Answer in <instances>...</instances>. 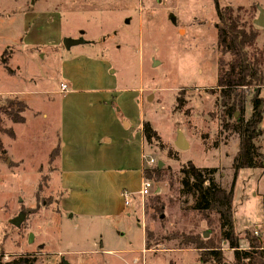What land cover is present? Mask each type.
<instances>
[{
	"label": "rangeland",
	"instance_id": "obj_1",
	"mask_svg": "<svg viewBox=\"0 0 264 264\" xmlns=\"http://www.w3.org/2000/svg\"><path fill=\"white\" fill-rule=\"evenodd\" d=\"M218 1L243 7L244 21L258 16V6L264 12V0ZM216 21L212 0H0L4 260L28 254L35 264H215L202 262L197 250L182 243L183 234L210 238L230 264L232 251L220 238L216 216L200 214L190 196L179 194V169L188 161L216 168L215 181L232 187L240 247L247 245L246 230L256 228L264 241V167L234 175L239 136L222 127L218 89L208 92L216 87L218 58L227 59L217 48ZM258 28L256 44L264 48V26ZM64 38L84 42L67 47ZM61 82L68 86L63 95ZM178 97L182 106L176 110ZM250 111L247 104L245 117ZM16 114L23 122L11 120ZM142 121L160 139L145 142L144 150L137 143ZM66 124L67 130L73 125L89 135H112L102 145L111 178L103 193L74 199L68 193L72 185L64 186L57 175L56 149ZM260 127L255 144L264 155V114ZM177 129L188 143L182 150L174 146ZM88 150L96 152L91 144ZM143 152L154 159L145 175L157 196L148 197L142 217L137 196L135 212L132 204L122 211L118 206L121 191L140 187ZM159 161L162 177L156 180ZM82 184L73 190L83 193ZM20 211L25 217L18 227L10 220ZM147 231L153 238L146 249Z\"/></svg>",
	"mask_w": 264,
	"mask_h": 264
},
{
	"label": "trees",
	"instance_id": "obj_2",
	"mask_svg": "<svg viewBox=\"0 0 264 264\" xmlns=\"http://www.w3.org/2000/svg\"><path fill=\"white\" fill-rule=\"evenodd\" d=\"M212 3L217 16L214 26L217 48L220 55H226L227 59L218 58L216 87L208 92L214 94L218 89L215 102L220 108L222 127L239 136L237 155L233 159L235 175L242 168L264 167V155L255 144L257 137L262 134L260 124L264 114V99L260 96L261 87L264 85V48H259L256 44L259 28L253 24L252 18L245 21L241 19L243 7L220 5L218 0H212ZM247 104L250 105L251 111L245 117ZM181 106V98L178 97L176 110ZM24 107L22 105V108ZM235 113H238V116L234 118ZM11 120L23 122V118L18 114L12 115ZM141 131L147 144L160 143L157 131L148 121H142ZM168 155L171 156V153L168 152ZM179 172V194L190 196L191 208L200 214L208 217L213 213L216 216L220 238L227 241V246L232 251L230 264H264V241L259 235H254L253 230L245 231L247 245L240 247L238 237L234 233L233 189L224 188L215 181L216 168L197 167L188 161L180 167ZM147 175L145 176L150 178ZM161 177L162 169L156 168V180H161ZM155 201L159 203L157 198ZM180 236L182 243L190 244L199 252L202 262L227 264L223 262L221 250L210 238L203 239L200 235ZM152 238L153 233L147 231L146 249L149 248ZM0 264H35V260L28 254L4 260L3 254L0 253Z\"/></svg>",
	"mask_w": 264,
	"mask_h": 264
},
{
	"label": "crops",
	"instance_id": "obj_3",
	"mask_svg": "<svg viewBox=\"0 0 264 264\" xmlns=\"http://www.w3.org/2000/svg\"><path fill=\"white\" fill-rule=\"evenodd\" d=\"M58 92L62 94V92H60V89L58 90ZM6 93L7 94L5 95H12V94L22 95V92L20 91H8ZM260 96L263 97L264 99V85L261 87ZM21 99L28 101L23 97ZM138 124L140 125H139V130H137L138 131L137 143L140 147L142 146L144 150L145 140L143 138L141 131L142 122H139ZM125 125L126 127H128L129 122L128 124ZM67 129H68V124L64 125L62 128L60 135L59 150H57V154H56L57 156L55 159V164H56L55 169L57 171V175L59 176V178L63 180L62 184L64 186H66L67 184L69 186L72 185V188L68 189V193L74 199H77V197H79L80 199L83 197L84 199V197H89V194H98L100 192L103 193L104 184L106 182H109L111 178L109 171H107L106 169V163H109L110 160L108 157L106 158L104 149H102L103 147L102 145H108L109 142L111 141L112 135L109 134L107 131L99 132L94 135H89L83 133L82 127L73 128V125L70 127L69 130ZM116 140L117 137L114 138L115 142ZM122 142H124V140H122ZM89 144L95 147L96 149L95 153L89 152L88 150ZM126 144H128V142H126ZM141 174L142 173L140 168V175ZM81 181H83L82 184L83 188L81 189L83 190V193L79 194L78 191L73 190L74 189L73 185L81 184ZM84 205L86 207H89L88 203ZM118 208L119 211L125 210L123 206L122 207L118 206ZM135 208L136 207L132 205L131 210L135 212Z\"/></svg>",
	"mask_w": 264,
	"mask_h": 264
},
{
	"label": "built area",
	"instance_id": "obj_4",
	"mask_svg": "<svg viewBox=\"0 0 264 264\" xmlns=\"http://www.w3.org/2000/svg\"><path fill=\"white\" fill-rule=\"evenodd\" d=\"M60 92L64 93L67 91L68 86L65 83L60 84ZM141 182H140V187L136 192H127V191H121L120 196L123 199V208L126 209L128 208L131 204L133 205V201L135 199V196L138 197V207H140V211L142 212V217H143V210L145 207V202L147 201L148 197L153 195L155 193V187L153 186V180L150 178H147L145 176V170L150 168L151 166L154 165V159L147 155V154H142L141 155ZM131 205V206H132ZM153 209L148 208V212H152ZM145 223L142 222V225ZM253 234L254 235H259L257 229H253Z\"/></svg>",
	"mask_w": 264,
	"mask_h": 264
},
{
	"label": "water",
	"instance_id": "obj_5",
	"mask_svg": "<svg viewBox=\"0 0 264 264\" xmlns=\"http://www.w3.org/2000/svg\"><path fill=\"white\" fill-rule=\"evenodd\" d=\"M258 9V16L253 19V24L257 27H263L264 26V12H263V9L262 7H257ZM171 21L173 22V24H175V18L171 16ZM81 42H84L82 39H69V38H64L63 40V43L65 46H69L70 44H74V43H81ZM148 100L150 99V97L147 98ZM236 115V113H235ZM174 146L178 149H185L188 147V143H187V140L185 138V136L183 135L182 131L177 129L176 131V138H175V141H174ZM162 162L159 161L158 163V168H160ZM25 217V214L23 211H20L14 218H12L10 220V222L16 226L19 227V225L21 224V221L24 219ZM204 237H206V233L203 234ZM31 238H32V234H30ZM66 264V263H64Z\"/></svg>",
	"mask_w": 264,
	"mask_h": 264
}]
</instances>
